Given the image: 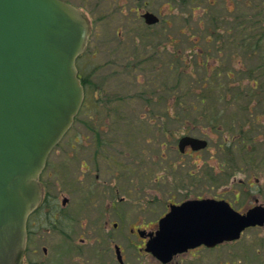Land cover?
Returning a JSON list of instances; mask_svg holds the SVG:
<instances>
[{"label":"rangeland","instance_id":"rangeland-1","mask_svg":"<svg viewBox=\"0 0 264 264\" xmlns=\"http://www.w3.org/2000/svg\"><path fill=\"white\" fill-rule=\"evenodd\" d=\"M200 2L201 0H193L192 4L189 1L186 5H182L178 1H173L171 10L165 0H152L151 7L154 10L159 7L162 11L165 10V17L172 24L174 23L170 27L166 23H161L163 25L160 26L163 27L156 29L165 31L166 34L171 33L173 36L176 34L174 36L178 40L176 44L164 37L156 38L157 35L152 31L156 42L161 40L163 44L172 45V49L176 47L180 52V58L174 63H170L169 54L164 52L155 54L157 56L155 61H149L152 52L146 53L147 49L134 45L131 40L128 46L120 45L114 29L120 26L124 30V22L117 18H114V21L112 18L107 19L106 12L102 10L93 13V16L90 15L96 23V35L85 55L79 58L83 77L89 81V91L86 104L76 120L89 122L105 118L117 120L116 124L120 126H113L110 131L112 134L114 132L118 150L121 151L125 145L132 152L143 153L142 163L134 167L136 174L130 175L134 180L129 181V184L138 190L137 195L131 196L130 199L132 211L137 208L132 205L131 200L137 197L141 201H146L145 211L154 209L159 212L166 210V205L173 195L179 199L185 197L186 193H189L186 192L187 189H191L190 191L195 194L203 190L216 192L220 185L238 184L239 186L240 179L243 180L240 185L253 183L256 180L254 177L264 182L263 164L254 169L243 167L245 162L243 159L249 157L250 147H247L249 140L239 142L238 139H232L234 132L239 130L235 126L243 124L246 120L250 123V126L245 127L248 134L256 135V138L264 137V127L260 126L264 122L262 114L264 101L257 109L258 115L262 116L259 122L252 104L250 105L253 95L257 94L258 99L264 98V67L261 69L258 64V59L264 61V57L261 58L264 47L254 51L249 43L244 51L237 53L238 60L234 61L225 57L219 58L216 63L201 64L196 53H192L194 57L191 62L185 61L187 51H190L195 43L189 41L179 29L187 23L190 8ZM92 6L94 7V3ZM133 21L134 25H131ZM130 25V31L133 30V33L147 30L140 24L139 19L131 14ZM192 28L195 29L193 33H201L196 23H193ZM203 44L198 42L195 48ZM207 49L210 59L212 55L213 57L216 55V51L218 52L212 43ZM225 50L227 52L223 51L222 56L234 52L232 47ZM133 61L136 62L137 68L125 67L126 63H130V66L134 65ZM130 72H134V75L140 73L139 79ZM154 73H160V85L153 83L148 85L149 82L144 84L147 81L143 79L149 77L146 74ZM169 73L171 78L166 76ZM150 81L152 82L151 79ZM203 96L206 97L204 103L201 102ZM178 99L183 103L178 104ZM155 103L159 105L156 106ZM113 107L118 110L115 109L113 112L108 110L105 113L104 109ZM189 132L206 136L209 147L193 154H183L178 148V138ZM72 133L68 138L73 136ZM68 138L57 150L70 148L67 143L71 139ZM252 144H254L252 149L259 145ZM257 189L261 188L257 187ZM154 191H156L155 195ZM81 210V236L86 240L76 238L75 242H71L61 236V233L53 232L47 235L43 231L40 236L38 261L35 264H46L43 246L51 249L50 254L55 256L59 254L57 262L48 261L47 264H77L75 260H65L68 257L66 255L63 258V253H69L71 250L75 254L80 249V256L83 254L85 257L88 254L84 251L92 254L95 247L110 249L114 248L115 243H122L125 248L131 249L135 248L133 242L139 243V239L130 231V227L135 223H124L123 226L128 228L130 237L127 239L121 235L120 226L115 228L112 221L108 225L101 222L99 218L101 208L83 203ZM101 235L104 236L101 238ZM112 240L114 244H111ZM69 254L70 258L71 253ZM77 258L79 264H82V256Z\"/></svg>","mask_w":264,"mask_h":264},{"label":"flooded vegetation","instance_id":"flooded-vegetation-1","mask_svg":"<svg viewBox=\"0 0 264 264\" xmlns=\"http://www.w3.org/2000/svg\"><path fill=\"white\" fill-rule=\"evenodd\" d=\"M64 1L73 4L89 17L91 29L87 47L91 46L96 35V23L90 18V15L93 16V13L102 10L106 12L107 19L112 18L114 21V18H117V20L124 22V30L120 26L114 29L120 45L128 46L132 41L134 45L142 46L147 49L146 53L152 52L149 56L150 58L148 57L149 61H155L157 58L155 54H160V52L169 54L170 63L176 62L181 56L176 47L172 49V45L163 44L161 40L156 42L153 39L152 31L157 35L156 38L164 37L170 42L178 43L177 37L174 38L176 34L173 36L171 33L166 34L165 31L156 29L159 27L161 29L163 26L160 25L164 23L169 27L173 26L174 23L172 24L165 17V10L162 11L160 7L154 10L151 7L152 0ZM173 1L186 5L189 1L192 4L193 0H165L171 10ZM93 3L94 7L92 6ZM197 6L199 8H196ZM196 10H200V12ZM130 14L136 16V19H139L140 24L146 27L147 30L142 33L130 31L129 27L134 23L133 21L130 25ZM179 17L181 16L179 15ZM153 20L156 21L152 22ZM193 23H196L198 31L200 30L201 33H193L195 30L192 28ZM179 32L185 34L189 41L195 43L191 46L190 51H187V55L184 57L185 61H192L194 57L192 53L197 54L199 63H207V65L216 63L219 58L225 57L230 61L238 60L237 53L244 51L247 44L251 43L250 48L254 51L264 47V0H201L200 3L190 8V12L187 15V23L180 27ZM198 42L204 44L195 48ZM211 43L218 50L214 56L217 59H214L213 55L211 59L209 58L210 54H208L209 50L207 48H209ZM228 47H232L234 52H231L230 55L227 53V55L223 54L222 56V52L226 51L225 49ZM188 49L189 47H187ZM263 57L264 53L261 54V58ZM133 62L137 68L136 62ZM258 62L260 68L263 69L264 65L261 63H264V61L258 59ZM125 67L129 69L130 63H126ZM213 69L211 68V70ZM79 70L83 80H87V78L83 77L80 65ZM218 73L220 74V71ZM131 74L134 75V72ZM139 75L140 73L134 76L139 79ZM146 75L149 77L143 79L147 81L144 84L149 82L148 85L152 83L153 85H160V73ZM166 76L171 78L170 73ZM207 78L210 82V78L208 76ZM257 97V94L253 95L250 105L252 104L255 110V117L257 122H259V118L262 116L258 115L257 109L262 105L264 98L258 99ZM147 105L151 106L152 104ZM155 105L159 104L155 103ZM115 109L118 110L115 107L104 110L106 113L108 110L113 112ZM105 113L103 115L104 118L106 116ZM262 114L264 118V112ZM116 123L117 120L114 121L107 118L103 120L95 119L92 122L75 120L64 138L50 153L40 176L43 190L42 201L28 219L27 245L21 256L20 264H35L38 261L40 236L43 231L47 235L53 232L61 233V236L71 242H75L76 238L85 241L86 238L81 236V208L83 203L101 208V212H99L101 222L108 225L112 221L115 228L120 226L121 235L127 237V239L130 238L128 228L123 225L128 222L135 223L130 227V231L139 239V243L133 242L135 248L127 249L122 243L114 244L112 240L111 244L115 245L114 248L95 247L92 254L84 251L88 255L84 257L81 254L82 264H264V182L260 178L254 177L256 179L255 182L244 185H240L243 181L240 179L239 186L238 184L220 185L216 191L217 193L203 190L195 194L190 191L191 189H187L186 192L189 193H186L185 197L179 199L173 195L166 205V210L159 212L154 209L145 211L147 208L144 202L146 201H141L137 197V200H131L133 202L132 205L137 208L132 211L130 199L131 196L137 195L138 190H136L135 186L131 187L129 184V181L134 180L130 175L136 174L134 167L142 163L141 156L143 153L132 152L125 145L121 151L118 150V146L115 144L117 140L113 136L114 132L112 134V131H110L113 126L117 125ZM239 125L235 126L239 129L235 131L236 138L239 142H244L247 139L250 142L247 146L250 147L249 157L243 159L245 161L243 162V167L254 169L261 164L264 165V137L256 138V135L246 132L245 127L250 126L248 120ZM260 126L264 127V122ZM193 127L197 128L196 126ZM73 129L76 130L74 131ZM70 133L73 136L68 138ZM188 134L193 133L189 132ZM66 138L71 139L67 143L70 148L57 150ZM72 139L74 140L72 141ZM252 143H258L259 145L252 149L254 145ZM195 152L199 151H193L188 146L183 154H193ZM257 187L261 189H257ZM155 192H153L154 195ZM208 198L227 202L233 209L244 216L253 209L257 222L244 226L238 237L234 239L224 240L215 246L202 243L189 247L173 254L172 258L166 262L147 250L148 241L160 231V221L170 212L173 204H181L186 200ZM102 236L104 235H101V238ZM69 251L71 253L70 258L69 253H63V258L67 255L68 258H65V260H75L79 264L80 261L77 257H81L80 249L75 254L71 250ZM43 252L46 264L48 261L57 262L59 254L57 256L50 254L51 249L47 246H43Z\"/></svg>","mask_w":264,"mask_h":264},{"label":"water","instance_id":"water-1","mask_svg":"<svg viewBox=\"0 0 264 264\" xmlns=\"http://www.w3.org/2000/svg\"><path fill=\"white\" fill-rule=\"evenodd\" d=\"M89 29L85 15L62 0H0V264H19L28 217L42 197L39 175L83 103L76 59ZM179 145L198 150L208 141L187 135ZM255 216L212 199L173 205L147 250L166 262L189 247L238 237Z\"/></svg>","mask_w":264,"mask_h":264},{"label":"trees","instance_id":"trees-1","mask_svg":"<svg viewBox=\"0 0 264 264\" xmlns=\"http://www.w3.org/2000/svg\"><path fill=\"white\" fill-rule=\"evenodd\" d=\"M130 68H132V69H135L136 67L134 66V65H131L130 66ZM89 81L88 80H85V84H86V86H88V83ZM89 87V86H88ZM216 99H217V97H216ZM205 100H206V97L205 96H203V97H201V102L202 103H204L205 102ZM152 101V100H151ZM150 102V101H149ZM178 104H182L183 102L182 101H179V99H178ZM234 135H236V132L234 133ZM234 137H236V136H234Z\"/></svg>","mask_w":264,"mask_h":264}]
</instances>
